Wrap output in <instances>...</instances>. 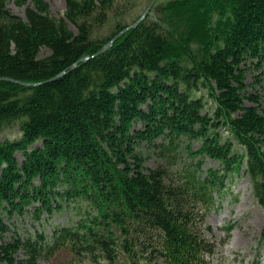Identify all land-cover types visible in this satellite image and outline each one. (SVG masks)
I'll use <instances>...</instances> for the list:
<instances>
[{
	"label": "trees",
	"instance_id": "1",
	"mask_svg": "<svg viewBox=\"0 0 264 264\" xmlns=\"http://www.w3.org/2000/svg\"><path fill=\"white\" fill-rule=\"evenodd\" d=\"M26 2L20 18L0 0V135L18 133L0 141V263L221 262L207 218L234 176L264 213L246 83L264 76V0L156 3L99 55L141 14L101 34L112 0H65L58 20Z\"/></svg>",
	"mask_w": 264,
	"mask_h": 264
},
{
	"label": "rangeland",
	"instance_id": "2",
	"mask_svg": "<svg viewBox=\"0 0 264 264\" xmlns=\"http://www.w3.org/2000/svg\"><path fill=\"white\" fill-rule=\"evenodd\" d=\"M151 1L112 0L113 7L110 17L114 11L117 14L115 13L114 19L110 20V23L102 28L100 33L106 34L113 24H120L124 21L130 22L139 14L142 15ZM166 1L168 0H156L154 5L156 3L162 5ZM45 2L48 5L50 17L58 20L64 16L66 8L65 0H45ZM4 4L11 14L24 18V12L29 2L18 6L15 0H4ZM70 28L74 30L73 27L70 26ZM42 53L46 54L47 51L43 50ZM257 78L259 79L256 80ZM246 83L247 92L257 97L260 110L264 113V76L259 77L258 72L250 70L246 74ZM247 104L250 105L249 102ZM17 135V129L7 130L0 135V141L5 138L12 139ZM194 148H197V146L195 145ZM17 159L21 160L19 155H17ZM147 165L154 167V160L148 159ZM210 166L215 165L209 159H206L202 168L207 169ZM68 215L64 214L55 217L52 221L53 225L66 224ZM207 222L212 228L214 241L220 245V242L225 240L219 248L222 258L221 262L213 261L212 264H264V244L261 243L264 228V213L253 196L249 179L243 175V172L233 177L218 211L211 213L207 218ZM227 227H231L228 239L224 230ZM49 231L50 228L47 229L48 233Z\"/></svg>",
	"mask_w": 264,
	"mask_h": 264
},
{
	"label": "water",
	"instance_id": "3",
	"mask_svg": "<svg viewBox=\"0 0 264 264\" xmlns=\"http://www.w3.org/2000/svg\"><path fill=\"white\" fill-rule=\"evenodd\" d=\"M156 0H152L151 3L149 4V6L147 7V9L145 10V12H143V14L140 16L139 19H137L134 23H132L131 25L127 26L125 29H123L118 35H116L112 40H110L106 46H104L102 48V50H100V52L97 54H102L103 52L107 51V49H109L112 44L121 36L123 35L125 32L129 31L130 29H134L136 28L140 23H142L145 18L147 17V15L149 14L152 6L154 5ZM88 58L85 57L83 59H81V62L82 61H87ZM72 68H74V66H72ZM10 82H13V83H16V84H20L22 85L23 87H37L39 85H41L42 83H20V82H17L15 80H9Z\"/></svg>",
	"mask_w": 264,
	"mask_h": 264
}]
</instances>
